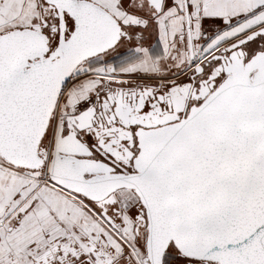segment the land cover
Masks as SVG:
<instances>
[{
  "label": "snow or ice",
  "instance_id": "6c2138e0",
  "mask_svg": "<svg viewBox=\"0 0 264 264\" xmlns=\"http://www.w3.org/2000/svg\"><path fill=\"white\" fill-rule=\"evenodd\" d=\"M0 264H264V0H0Z\"/></svg>",
  "mask_w": 264,
  "mask_h": 264
}]
</instances>
